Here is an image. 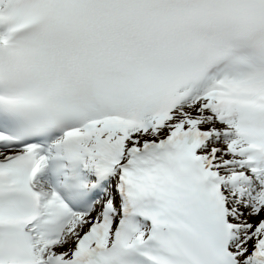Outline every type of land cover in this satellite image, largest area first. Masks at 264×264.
<instances>
[{"label":"snow or ice","instance_id":"snow-or-ice-1","mask_svg":"<svg viewBox=\"0 0 264 264\" xmlns=\"http://www.w3.org/2000/svg\"><path fill=\"white\" fill-rule=\"evenodd\" d=\"M0 264H264V0H0Z\"/></svg>","mask_w":264,"mask_h":264}]
</instances>
